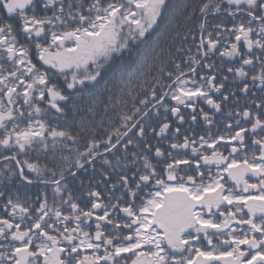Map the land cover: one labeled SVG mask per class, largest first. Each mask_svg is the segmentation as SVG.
<instances>
[{"label":"snow or ice","instance_id":"1","mask_svg":"<svg viewBox=\"0 0 264 264\" xmlns=\"http://www.w3.org/2000/svg\"><path fill=\"white\" fill-rule=\"evenodd\" d=\"M0 264H264V0H0Z\"/></svg>","mask_w":264,"mask_h":264},{"label":"trees","instance_id":"2","mask_svg":"<svg viewBox=\"0 0 264 264\" xmlns=\"http://www.w3.org/2000/svg\"><path fill=\"white\" fill-rule=\"evenodd\" d=\"M214 59H216V62H217V63H220V60H221V59H224V58H218V57H217V58H214ZM224 63L227 64V63H229V61H227L226 59H224ZM237 95H240V94L238 93ZM219 117H220V114H217V119H219ZM185 127H187V126H185ZM219 127H220V130H221V131L224 130L223 125H220ZM194 128H195V130L197 131V133H200V132L202 131V127H201L200 125H195ZM212 131H213V132H216L217 129H216V128H213ZM36 191H37V189L34 188V189H33V192H36ZM84 199H87V198L84 197ZM105 199H106V197H105Z\"/></svg>","mask_w":264,"mask_h":264}]
</instances>
